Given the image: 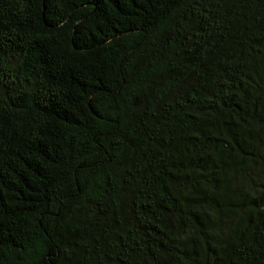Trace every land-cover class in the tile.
I'll return each mask as SVG.
<instances>
[{"label":"trees","instance_id":"trees-1","mask_svg":"<svg viewBox=\"0 0 264 264\" xmlns=\"http://www.w3.org/2000/svg\"><path fill=\"white\" fill-rule=\"evenodd\" d=\"M0 264H264V0H0Z\"/></svg>","mask_w":264,"mask_h":264}]
</instances>
